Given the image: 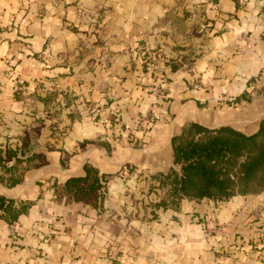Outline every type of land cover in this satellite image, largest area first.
Returning a JSON list of instances; mask_svg holds the SVG:
<instances>
[{"label": "crops", "instance_id": "crops-1", "mask_svg": "<svg viewBox=\"0 0 264 264\" xmlns=\"http://www.w3.org/2000/svg\"><path fill=\"white\" fill-rule=\"evenodd\" d=\"M190 1L200 2L211 27L196 30L206 38H196L192 65L174 70L166 64L170 25L161 19L176 0H0V149H19L20 136L37 126L33 151L47 161L25 170L12 187L0 182V195L34 200L17 221L0 219V264H149L151 238L134 229L140 228L137 219L118 215L124 190L119 183L123 188L126 183L109 174L125 162L166 172L173 166L171 138L188 122L229 125L247 134L258 129L264 119V3ZM80 43L93 49L76 59ZM38 52L52 54L53 63L45 66L31 57ZM150 56L159 59L150 63ZM156 72L168 78L166 99L158 107L163 120L145 129L136 120L151 105ZM228 90L236 102L217 105ZM51 91L58 96L49 111L59 104L67 107L40 128L35 120L48 109L33 93ZM107 148L110 161L103 155ZM86 161L106 175L109 195L101 209L55 199L53 182L84 174ZM48 179L51 185L40 198L37 182ZM203 202L210 200L184 199L175 212L180 223L171 221L167 240L182 242L183 249L174 253L173 247V259L183 253L182 262L200 261L207 240L197 238L194 213L205 210ZM226 202L217 216L229 233L217 243L222 254L216 256V247L208 246L209 264H264V191Z\"/></svg>", "mask_w": 264, "mask_h": 264}, {"label": "trees", "instance_id": "trees-1", "mask_svg": "<svg viewBox=\"0 0 264 264\" xmlns=\"http://www.w3.org/2000/svg\"><path fill=\"white\" fill-rule=\"evenodd\" d=\"M20 140L19 149H0V182L7 187L20 182L25 170L47 162L42 152L33 151L30 134L20 136ZM171 149L173 166L150 177L164 189V195L153 204L156 209H178L184 199L226 201L264 191V119L250 134L229 125L207 127L188 122L171 138ZM12 158L13 164L7 165ZM82 168V175L53 182L55 199L97 208L104 198L106 175L87 161ZM32 203L0 195V219L11 224Z\"/></svg>", "mask_w": 264, "mask_h": 264}, {"label": "rangeland", "instance_id": "rangeland-1", "mask_svg": "<svg viewBox=\"0 0 264 264\" xmlns=\"http://www.w3.org/2000/svg\"><path fill=\"white\" fill-rule=\"evenodd\" d=\"M257 3L260 0H256ZM264 6H262L263 8ZM181 15H177V12ZM203 13H205L204 7L201 6L200 2H191L190 0H176L175 4H172L168 6V10L165 12L164 17H162L161 21L162 23L169 24L170 30H166L168 33L166 39H168V42L166 44L170 43V49L171 52H169V61L166 62V64H169L171 66H182L183 63H185L186 68L187 66L192 65L193 61L197 57V48L196 46V38L199 37L198 35H201L204 33V29H208L211 27L209 24V21L203 16ZM171 19L169 23H167V20ZM197 29H203L201 32H196ZM207 34V33H206ZM201 38L205 39L206 36H202ZM144 44H146L144 42ZM144 44H140L139 48L141 50H146V47ZM165 44V42H163ZM198 44V42H197ZM81 47L80 50H78V53L75 54V58H86L88 55H90L92 51V47H83L81 43L78 45ZM165 48V47H164ZM152 49H156L153 47ZM151 49L148 50V54H150ZM43 53L46 52H38L34 55H31V57L36 58L40 60L41 62H44L45 66L50 65L53 63V60L55 57L50 54L49 61L46 62L43 59ZM168 53V52H167ZM167 57V56H166ZM151 60L150 63H154L159 59L157 56L152 59L151 56L148 58ZM147 59V61H149ZM155 80L150 85V91L154 95L152 97L151 105L145 110L144 113L154 111L158 115V119L153 123L162 121V117L160 116L161 109H158L159 105L161 104L163 99H166L167 94V88L164 86L166 77H160V73L156 72L154 74ZM163 80V81H162ZM162 81V82H161ZM158 86V89L160 92L158 93L155 90V87ZM157 89V90H158ZM229 91V90H228ZM34 97L37 100H40L44 108L48 109V113L46 116L40 115L39 118H36L35 122L39 124V127L41 128L43 125V122L45 119H49V116H55V113L60 111L63 107L66 108L67 104L64 105H58L56 110L49 111L51 108H54V100L58 96L56 91H51V93H44L41 92H34ZM66 96V95H62ZM54 98V99H53ZM65 99V98H64ZM66 101V100H64ZM225 102L231 104L232 102H236L233 98V94L229 91V96L225 98H220L217 100L216 104H224ZM93 107V105L91 106ZM234 107V106H233ZM142 115V114H141ZM169 121V119H167ZM137 124V123H136ZM151 128V127H150ZM149 128V129H150ZM147 129V128H145ZM29 134L31 135V143L32 140H34L35 146L38 144V130L37 126L35 128V131H29ZM40 134V132H39ZM47 146V145H46ZM48 147V146H47ZM36 149V148H35ZM110 152L111 150L107 148V151L103 153V155L109 159L110 161ZM22 167L25 166L24 164H20ZM132 165V164H131ZM161 165L165 166L166 164L161 161ZM158 166V165H157ZM156 166H153L151 168H137L135 165L130 166L129 163H124L121 166V169H119L117 172L110 173L109 176H115L118 175L122 179H124V183H126V188H123L122 183H119V187L124 189L122 191V197L119 199V206H121V211L119 212L121 217L127 220L131 219H137L139 222H135V225H138L140 228L135 227L134 229H137L141 235L147 234L148 237L151 238V251H150V259L151 261L149 264H209V260L212 262V259H209L210 254H206V251H210L209 245H212V247H216L215 255H220L222 246H218V242L224 241L227 238V223L224 221H220L217 214L220 213V210L223 209V207L227 204L226 201H212L210 202H203V206L205 207V210H196L194 214L197 216L194 218V222L199 224L198 225V231H199V239H206L207 243L205 244V247H202L200 250L201 257L200 261L198 260H188L187 258L182 262L184 254L181 253V257H171L172 250L174 247V253L176 252L175 248H182L183 249V243L179 242L182 246H177L175 244L176 240L172 239V242H168V239H171L170 234L173 233L170 230V224L171 221H175L180 223L179 217L176 215L175 212H180V206L178 209H166L163 211V209L159 208L156 209L153 204L157 202L163 195H164V189L157 186V183L153 181L150 177L152 174L159 172L155 168ZM121 172L122 176L119 174ZM126 173V174H125ZM127 175V176H126ZM110 182L109 187L111 188ZM40 187L42 188L40 191V194L38 197L42 198L44 188L50 187V179L48 180H41L37 182ZM106 186V185H105ZM108 183L107 187L104 188V198L108 197ZM124 196V197H123ZM32 201V200H31ZM228 201V200H227ZM34 202V200H33ZM102 206H99L101 209ZM98 207L96 209H99ZM221 218V217H220ZM126 223V222H125ZM169 223V225H168ZM128 225V223H126ZM241 230L239 232H235L236 236L240 235ZM136 235V234H135ZM166 235V236H165ZM190 236V234H189ZM162 237V238H161ZM193 237V236H192ZM190 238V237H188ZM187 239V238H186ZM196 239V238H195ZM205 240V241H206ZM211 241V242H210ZM205 243V242H204ZM162 247V249H160ZM178 247V248H177ZM191 248L189 251H192ZM205 250V252H204ZM225 253V251H223ZM226 254V253H225ZM163 255V256H162ZM143 264V263H142Z\"/></svg>", "mask_w": 264, "mask_h": 264}, {"label": "built area", "instance_id": "built-area-1", "mask_svg": "<svg viewBox=\"0 0 264 264\" xmlns=\"http://www.w3.org/2000/svg\"><path fill=\"white\" fill-rule=\"evenodd\" d=\"M264 3V0H260ZM248 37L247 35H244V38ZM50 58V54L48 52L43 53V59L44 61L48 62ZM158 86L155 87V90L159 93L160 90L158 89ZM91 110H94L95 107H90ZM158 119V115L156 112L154 111H148L146 113H143L142 115H140V117H138V119L136 120L137 126L139 127H143V128H147L149 129L153 123Z\"/></svg>", "mask_w": 264, "mask_h": 264}]
</instances>
